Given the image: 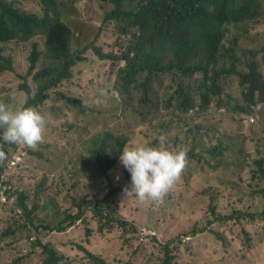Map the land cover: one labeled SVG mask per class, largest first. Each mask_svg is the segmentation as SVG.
Here are the masks:
<instances>
[{
  "label": "rangeland",
  "instance_id": "rangeland-1",
  "mask_svg": "<svg viewBox=\"0 0 264 264\" xmlns=\"http://www.w3.org/2000/svg\"><path fill=\"white\" fill-rule=\"evenodd\" d=\"M23 5L32 11H39V6L30 0H24ZM105 9L104 4L93 0H80L75 4L68 0V11L74 24L69 35L70 44L74 43L79 48L96 44L109 56L118 55L134 45V30L121 34L111 23L102 22ZM259 21L253 19L242 22L241 27L232 35L225 34L222 44H231L236 49L239 69L245 68L254 59L264 78L263 43L260 33L256 31L257 26L262 23H258ZM57 38L62 40L64 35H58ZM36 40L40 42L38 47L41 50V58L36 66L38 70L47 58L44 36H34L26 42L14 40L4 44L5 53L12 56L13 69L0 74V102L10 107H22L27 100V93L19 88L21 83L27 81L36 86L35 80L27 72L31 45ZM117 65L118 62L114 59L100 60L88 51L84 62L75 68L73 77L57 89L51 90L50 100L41 105V109L53 118L50 128L47 126L44 133L42 146L29 148L17 144L19 149L31 150L28 151V172L23 175L25 186L30 187L28 199L24 203L28 213L21 209L22 213L18 215L16 209L0 205V264H33L40 261L41 249L30 246L32 229L28 225V219L32 218L35 225L48 223L50 226H57L63 217L76 213L75 201H95L105 197L107 188L103 184L102 176H91V164L86 162L87 158L83 155L85 147L91 148V142L113 146L122 141V145H114V153L109 154L113 157L122 146L125 149L140 144H152L151 141L156 135H159L161 142L172 143V148L184 151L192 148V158L183 175L188 192L173 197L164 208L158 210L145 209L153 200L140 201L131 192L128 195L116 192L110 197L109 203L113 204L112 198H115V207H118L115 216L125 217L134 223L145 222L143 225L156 231L157 241H140L131 232L130 226L126 229L114 226L109 232L104 228L98 230L102 226L95 222L85 247L94 255H101L110 251L111 239H119L122 244L120 252H110L108 264H242L243 248L239 247L247 238L244 230L249 231L252 243L259 242L264 236V219L253 222L229 220L224 224H214L212 227L226 237V242L213 252L207 247L212 235L199 232L193 234L195 231H191L192 217L201 216L197 223V228H200L209 219L204 208L211 198L221 214L235 210L262 209L260 199L250 194L259 189L260 185L257 181L249 180L248 165L251 164L254 154L252 151L264 157V105L258 111L257 120L261 127L256 132V125L253 130L246 128L240 119V112L234 111L233 102L224 96H236L237 79L232 75L223 77L220 81L223 94L214 97V101L221 100L231 107L225 104L219 106L227 109L226 113H222V118L216 119L213 116L192 124L191 128L184 125L172 129L166 139L158 129L153 130L151 127L166 118L165 107L166 104H172L171 94L177 89L175 83L168 75L158 76L150 81V96L159 113L151 122H144L145 114L150 111V107L141 100L144 90H132L127 88L124 81H120L124 92L120 94L114 91ZM53 75L54 72L51 73ZM197 88V82L192 79L188 92L194 93ZM184 94L192 102H199L197 93L194 96ZM63 95L81 97L85 108L67 110ZM189 128L191 132L187 133ZM175 137L179 141L173 143ZM244 142V166L239 173L226 169H210L209 165L215 159L226 154L227 150L235 148L239 151L237 148L242 147ZM118 165L123 166L121 162ZM111 174L113 181L120 183V177L115 170ZM96 182L101 189L96 188ZM183 190L179 189L180 193ZM83 208L85 211L89 210V206L84 205ZM80 219L85 221L89 216L82 211ZM7 227L13 229L12 232L5 233ZM166 243L170 250L168 258L163 247ZM65 253L67 257L74 259L80 251L74 247H65Z\"/></svg>",
  "mask_w": 264,
  "mask_h": 264
},
{
  "label": "trees",
  "instance_id": "trees-1",
  "mask_svg": "<svg viewBox=\"0 0 264 264\" xmlns=\"http://www.w3.org/2000/svg\"><path fill=\"white\" fill-rule=\"evenodd\" d=\"M23 1L14 0L13 4L0 1V43L16 37L27 40L28 35L32 33L30 29L36 22V16L32 10L23 5ZM30 1L42 6L47 15L53 13L58 18L65 15L62 10H59V3L56 0ZM109 1L113 8L105 13L103 23H111L121 34L131 33V30L136 32L134 47L125 51L119 58L127 61L130 78L133 77L135 71L145 70L146 74L140 79L139 88H143L147 93L148 82L160 75H168L177 86L176 94L173 95L176 100L172 102V106L178 110H186L190 106V100L183 93L192 79L198 82L197 71H203L200 82L209 80L213 85L218 84L220 89H223L220 84L221 79L232 73L233 78L237 79L236 96H231L234 103L233 110L247 113L246 117H242V119H247L246 128L253 130L256 125L254 130L256 132L261 127L255 115L251 122L248 114L252 113L251 103L255 100L264 101L263 74L258 70V63L254 59L245 68L236 69L234 65L236 49H233L231 44H222V40L226 33L232 35L242 22L256 19L258 14L264 11V0H160L157 3L137 0ZM59 26L63 28L62 24ZM58 44L65 46L61 42ZM34 45L38 44L34 42ZM46 45L49 62L31 76L36 81L35 92L30 91L26 82H23L21 86L25 87L29 93L26 105H38L48 99V90L57 87L68 77L69 67L76 59V54L69 53L66 48H59L50 42ZM97 53L101 59L111 57L99 51ZM38 56L39 52L33 46L29 57L30 71L36 68ZM12 63V56L4 51V43L0 44V74L4 71H12ZM207 67L213 68L211 79H207ZM53 72L54 75L51 76ZM120 72L124 73L125 69H120ZM73 100L72 97H67V101L72 102ZM90 149L96 166L100 170H105L109 162L104 151L113 152L114 148L93 141ZM237 149L241 154L235 148L227 150L226 154L209 165L210 169L214 171L226 169L239 173L244 166V146ZM186 158H192V155L186 153ZM256 163L264 179V157H259ZM204 210L209 219L197 228L201 216L192 217L191 231H195L193 234L207 232L212 235L207 247L214 252L226 242V237L215 231L212 226L216 223H227L234 211L221 214L217 211L216 205L211 203L206 204ZM80 213L77 211L74 215H67L66 218L74 221L80 217ZM246 216L253 215L252 213H241L240 215V217ZM105 218V224L108 227L118 226L126 229L132 224L125 217L115 216L112 208ZM260 218L264 219V209L256 215V219ZM60 226L58 225L57 228ZM45 228H50V226ZM12 230L8 229L9 232ZM30 246L41 248L45 264H51L53 259H56V250L50 243L38 240L31 242ZM239 248H243L242 264H264V236L257 243H252L246 238ZM235 252L238 251L235 249ZM76 260L88 261L92 264H106L103 258L86 249L81 250V255Z\"/></svg>",
  "mask_w": 264,
  "mask_h": 264
},
{
  "label": "clouds",
  "instance_id": "clouds-1",
  "mask_svg": "<svg viewBox=\"0 0 264 264\" xmlns=\"http://www.w3.org/2000/svg\"><path fill=\"white\" fill-rule=\"evenodd\" d=\"M4 1L7 4H13L11 0H0ZM59 3V10H62L65 15H62L61 18H58L53 13L47 15L44 13V9L42 6H39V11H32L36 16V22L30 31L27 37V40H30L34 36L42 35L44 36V43L50 42L59 48H66L69 53L76 54V59L73 64L69 67V75L66 79H64L57 87L51 88L48 90V99H46L43 103L34 105L28 104L26 102L22 107H10L7 104L0 102V205L7 206L8 208L16 209V214L21 215L22 211L27 212L26 207L24 206L25 200L28 199V189L30 187H26L23 181L24 173L28 172V149H19L17 144L26 145L29 148H36L38 145L41 147L44 139V133L46 132L47 126L50 128L52 122V116L47 112L41 109V105L47 103L50 100V92L53 89H57L63 82L71 79L74 75L75 68L82 64L86 58L87 52L91 51L98 59L100 60H109L114 59L118 62L116 71H115V80H114V91L122 94L123 89L120 87V81H124L127 88L132 90L143 89L139 88L138 84L140 79L144 77L146 74L145 70H138L134 72L132 78H130V69L127 68V61L123 58H119L125 51L134 47V45H130L126 49H124L118 55H110V58L101 59L97 51L103 54V51L99 48L98 45L94 44L92 46L86 47H77L74 43L70 44L69 35L73 30V21L71 19V13L68 11V0H56ZM72 4L80 0H70ZM100 4H104L106 9L102 15V22H104V15L106 12L110 11L113 8L112 3L109 0H93ZM149 3H157L160 0H137ZM259 19L258 23H261L257 26V32L260 33L261 41L263 45L261 47L262 51L264 50V11L258 14L255 20ZM257 23V24H258ZM63 25V28L59 26ZM241 27V26H240ZM238 29V28H237ZM58 35H64L62 40H58ZM22 41L26 42V39H20L19 37L13 38L9 41H5L2 43H7L10 41ZM37 44L40 42L38 40L34 41ZM34 42H32L31 48L33 46L39 52L38 60L36 62V66L38 61L41 58V50L38 45L35 46ZM58 42L65 44V46H60ZM0 43V44H2ZM236 59L234 61V65L236 69H239L237 66V60L239 62V55L235 53ZM30 57V56H29ZM28 57L29 65L30 58ZM49 62V59H44L43 67L46 63ZM40 67V68H41ZM39 68V69H40ZM125 69L124 73L120 72V69ZM38 69V70H39ZM207 79H211L213 68L207 67ZM36 68L33 70H29L27 67V72L31 74H35ZM202 70L196 72L198 74V88L194 93H189L188 88L184 90V93H187L191 96H194L197 93L199 97V102H192L187 95L184 96L190 100V106L187 107L186 110H178L175 109L172 104H166L165 109L167 110V114L165 115V119L161 121L159 124L152 125L151 129H158L164 138H169L167 135L168 132L172 129L181 128L184 125H189L191 128L192 124H197L200 121L205 119H210L213 116L216 119L222 118V113H226L227 109L225 107H220L221 104H225L228 107H231L227 103H222L221 100L215 102L214 97L220 96L223 94V89L218 87V84L213 85L209 80L200 82V78L202 76ZM225 73V72H224ZM232 75V73H231ZM162 76V75H160ZM264 79V78H263ZM33 80V79H32ZM34 81V80H33ZM28 83L30 87V91L32 93L35 92V87ZM36 82V81H35ZM150 82L147 83V93L143 91L142 93V102L150 107V111L145 114L144 122H151L153 118L159 113L157 106H155L151 96H150ZM23 83L19 85L20 90H23L27 93L28 99V91L25 87H21ZM177 87V86H175ZM176 92L171 94L172 102L176 99L173 95ZM103 95V92H101ZM224 96L231 102L230 94H225ZM67 97H72L74 100L72 102L67 101ZM64 98V107L67 110H76V108H85L83 100L81 97L75 95H63ZM123 99V97L121 98ZM27 101V100H26ZM99 102V101H97ZM234 104V103H233ZM264 105V101L255 100L254 103H251L250 109L252 110L251 114H248L249 120L252 122L254 119V115L256 119H258V111ZM240 119L242 123L245 125L247 119L242 117H246V112L239 113ZM149 116V119L147 117ZM187 129V133L191 132V129ZM156 141V143H155ZM179 141L178 137H175L174 142ZM122 145V141L117 142ZM115 143L114 145H116ZM152 144L145 145L140 144L133 147H124L120 148L124 149L117 151L116 155L110 157V153H114L105 150L104 154L108 159L109 166L105 168V170H100L91 156V149L88 147L84 148L83 155L86 156V162L91 164V176L101 175L104 186L107 188V193L105 197L101 200H80L75 201L77 211H80V217L71 221V219H67L66 216L63 217L58 225H61L60 228L57 226H50L48 223H39L38 225L34 224V220L28 219V225L32 229V233L29 237L31 242L35 241H43L50 243L52 247L56 250V259H53L51 264H92L88 261H80L76 260V258L71 259L67 257L68 255L65 253V247L68 248H77L80 253H77L76 257H79L82 249H87L85 247V243L91 237V230L93 227V223L98 222L101 224L102 228L106 232H109L111 228L114 226L108 227L105 224V215L113 209V214L116 213L115 207L116 199L112 198L113 204H110V197L116 192H122L123 195H128L131 192V195L137 196L140 201L145 200H153L152 203L147 204L148 206L145 208L147 210H155L162 209L165 205L173 199V197L178 196L183 193L188 192V186L184 185V177L183 175L188 169L190 159L186 158V153L192 155V148L189 150H179V148H172L171 144H167L166 142H161L159 140V135H156L151 141ZM113 146H108L110 148H114ZM245 148V142L242 144ZM179 150V151H177ZM121 152V153H120ZM251 152V151H248ZM253 157L251 160V164L248 165V176L249 180L257 181L260 185V188L254 192H250L252 197L259 198L261 201L262 209L259 211L252 210H235L233 216L230 220L237 221H247L253 222L256 221L257 213H260L264 209V179L263 175L259 171V167L256 161L259 159V154L256 151H252ZM250 154V153H248ZM112 160V162H111ZM121 162L122 165H118ZM264 165V164H263ZM115 170V173L120 177V183H115L113 181L112 171ZM21 173V175H19ZM96 188H100V184L98 182ZM178 186V188H177ZM177 188V189H176ZM179 189H184L183 191H179ZM73 201V202H74ZM210 203H213V198H211ZM101 204V206L96 205ZM89 206V210L85 211L83 206ZM0 206V208H1ZM20 210H18V208ZM22 209V211H21ZM76 211V212H77ZM82 211L89 216L88 220H82L81 215ZM241 213H252L253 216L240 217ZM75 214V213H74ZM73 214V215H74ZM70 215V214H68ZM115 215V214H114ZM127 219V218H126ZM129 220V219H127ZM130 221V220H129ZM132 224L130 225L131 232L134 234L136 238L140 241L144 240H153L157 241V233L155 230H151L150 228L143 225L145 222L134 223L130 221ZM79 225V226H77ZM46 226H50V228H45ZM8 227L6 228L5 233H9ZM99 230V229H98ZM247 235V238L252 241L251 236L249 235V231L244 230ZM198 233V232H196ZM199 233H207V232H199ZM61 247H59V246ZM110 251L99 255L101 258L105 260L107 263L108 256L110 252H120L122 244L119 239H111L109 242ZM38 246H34L32 248H37ZM165 248V252L167 254V258L169 255V246L168 243L163 245ZM40 248V247H38ZM41 249V248H40ZM125 249V247H124ZM42 252V250H41ZM45 257L42 252L40 256L39 262H34L33 264H45Z\"/></svg>",
  "mask_w": 264,
  "mask_h": 264
}]
</instances>
